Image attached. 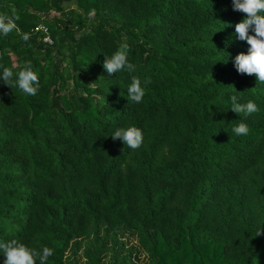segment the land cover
I'll list each match as a JSON object with an SVG mask.
<instances>
[{
  "label": "trees",
  "instance_id": "1",
  "mask_svg": "<svg viewBox=\"0 0 264 264\" xmlns=\"http://www.w3.org/2000/svg\"><path fill=\"white\" fill-rule=\"evenodd\" d=\"M244 15L232 0H0V66L38 76L34 96L0 82V244L49 247L47 264H264V83L234 66ZM124 44L134 69L109 76ZM128 126L138 149L110 135Z\"/></svg>",
  "mask_w": 264,
  "mask_h": 264
},
{
  "label": "clouds",
  "instance_id": "2",
  "mask_svg": "<svg viewBox=\"0 0 264 264\" xmlns=\"http://www.w3.org/2000/svg\"><path fill=\"white\" fill-rule=\"evenodd\" d=\"M232 8L245 14L243 19L235 24V33L238 39L246 40L249 45L246 53L241 52L235 56L234 66L239 73L255 74L257 81L264 83V0H232ZM11 30L10 27L0 26V32L5 35ZM22 38L27 41L29 36L24 34ZM102 64L109 76L121 71L132 72L134 69L127 58L126 44L121 45L111 56H105ZM0 82L30 96L36 95L38 91V76L30 64H26L16 73L11 68L0 66ZM126 92L127 101L141 102L144 96L141 81L133 77ZM230 108L245 117L258 111L254 102L241 104L237 102L235 96L231 97ZM231 132L238 137L246 136L249 133V126L241 121L232 127ZM110 135L113 140L119 138L131 150L138 149L143 144L142 130L136 126L118 127ZM0 254L4 257L3 264H37V261L39 264H47L53 250L49 247L40 250L30 249L23 243L13 240L0 244Z\"/></svg>",
  "mask_w": 264,
  "mask_h": 264
},
{
  "label": "rangeland",
  "instance_id": "3",
  "mask_svg": "<svg viewBox=\"0 0 264 264\" xmlns=\"http://www.w3.org/2000/svg\"><path fill=\"white\" fill-rule=\"evenodd\" d=\"M67 72H68L67 66L65 65V74H67ZM132 241H134V240H132ZM134 260L137 264H150L149 260L147 259V257L145 255H141L140 257H138V259L135 258Z\"/></svg>",
  "mask_w": 264,
  "mask_h": 264
},
{
  "label": "built area",
  "instance_id": "4",
  "mask_svg": "<svg viewBox=\"0 0 264 264\" xmlns=\"http://www.w3.org/2000/svg\"><path fill=\"white\" fill-rule=\"evenodd\" d=\"M45 41L48 42V43H51V40H50L49 37H46V38H45Z\"/></svg>",
  "mask_w": 264,
  "mask_h": 264
}]
</instances>
